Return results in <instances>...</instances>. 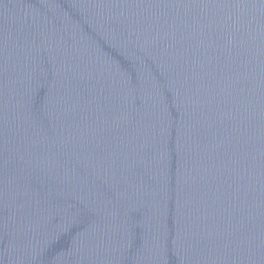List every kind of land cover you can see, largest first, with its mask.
I'll return each instance as SVG.
<instances>
[{"label":"water","instance_id":"obj_1","mask_svg":"<svg viewBox=\"0 0 264 264\" xmlns=\"http://www.w3.org/2000/svg\"><path fill=\"white\" fill-rule=\"evenodd\" d=\"M0 264H264V0H0Z\"/></svg>","mask_w":264,"mask_h":264}]
</instances>
